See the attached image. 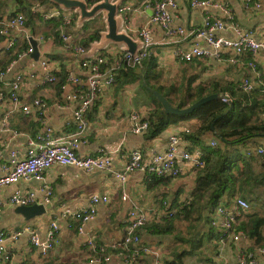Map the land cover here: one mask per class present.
<instances>
[{
	"label": "crops",
	"instance_id": "0c3cea01",
	"mask_svg": "<svg viewBox=\"0 0 264 264\" xmlns=\"http://www.w3.org/2000/svg\"><path fill=\"white\" fill-rule=\"evenodd\" d=\"M220 1H227L231 5L235 13V22L240 27L253 30L258 37L264 36V0H251L250 2L248 0ZM143 2L144 0H123L124 4H131L134 9L122 19L121 29L133 36L139 29L149 24L152 10L142 9L140 6ZM177 2L179 8L175 10L174 20L171 24V28L174 29L182 26L189 31H195L203 25L204 17L208 14L221 18L225 17L224 13L215 7L195 8L191 6V0H177ZM254 2L260 3L261 7L256 8ZM36 5L41 4L35 3L34 6ZM20 6L18 0H0V21H5L12 14L18 13ZM53 7L55 6H43L41 9L47 10ZM98 20L106 30V22L103 16L99 17ZM47 21L49 20H41L40 26H35V31L32 27L27 26L26 30L20 34L18 46L23 45L25 41H28L30 45L31 41L27 40V36L33 35L35 38L33 40L37 41L39 56L36 58L32 54L17 60L5 81L11 80L14 74L20 70L33 71L37 76L29 78L21 87L22 100L30 103L35 97L46 99L51 105L49 120L53 128L57 132L66 129L73 130V113L78 102H69L63 98V95L78 88L87 90L85 74L79 66L81 56L67 50L61 37L59 41L55 39V36L45 34ZM83 23L84 21L81 22L79 18H76L67 25L75 44L81 42L83 33L80 32V26ZM92 25L93 22H89L86 26L91 29ZM151 30L154 40L153 53L158 60L156 69L161 72L159 77L152 79V84L165 86L163 78L166 74L168 75L166 77L168 82L175 81L180 88L183 82L187 80L186 78L193 75V92H196L199 86L208 89L216 88L218 92L214 93L219 95V99L221 94L229 92L232 102H237L238 110H244L247 115H252L253 122H264L263 51L236 56L231 50H223L220 56L194 59L191 62L178 61L173 57L172 50L176 47L188 48L196 42L194 36L191 35L189 38L180 41H170L167 39L168 30L166 28L154 24L151 26ZM221 34L228 38H235L236 36L230 25ZM5 43L6 40L0 39V59L5 55ZM96 43L92 44L89 53L103 50L102 52L108 55L111 63L115 61L117 56L126 51L123 46L114 43L97 49ZM202 45L208 47L204 42ZM232 57H237L238 62L231 63ZM40 58H48L51 67L57 65L58 75L61 74L59 80L66 79L67 74L73 71L82 78V82L69 84L64 90L55 85L57 81L51 84L38 85V79L43 74L39 64ZM250 62L255 63L256 66H250ZM246 78H249L255 86L253 90L248 92L241 89V83ZM146 91L148 90L139 81L125 86L122 90L117 88L115 84L105 89L86 114L89 125L79 152L84 155H96L100 148H108L110 151H114L113 169L121 170L128 153L132 149L140 148L146 157L150 156L163 150L169 137L185 127L191 129L190 134L186 136L187 146L190 150L198 151L203 156L211 146H215L212 144L213 142L218 144V138L212 132L202 135L196 134L200 124L197 119H189L170 125L154 139H148L146 131L141 134L133 133L130 128V114L139 111L142 117L147 119L150 113L157 108L153 98L149 96L150 94L147 95ZM177 102L175 101V103ZM189 105H191V101ZM3 110L0 108V120L4 115ZM22 116L26 118H22ZM10 125L21 133L14 135L4 132L0 128V172L1 165L8 161L10 152L18 150L23 153L27 135H35L39 129V124L32 115H26L20 111L11 118ZM259 147H264V135L256 136L241 145L242 149L250 148L255 151ZM182 167L183 173L172 179H149L142 170H136L129 175L128 181L122 186L110 171H85L74 166H53L46 171L43 181H21L17 184L4 186L0 198V231L8 233L20 231L21 233L17 237L7 240V249L12 258L10 261L0 259V264H86L90 255L87 245L89 238H94L99 245L107 248V252L111 256L109 261L102 260L95 264H128L126 260L128 254L126 252L119 254L111 248V245L125 235L126 220L129 211L134 206L148 213L150 223H162L170 219L166 218L165 215L173 209L178 213L185 212L188 214L185 219L174 221L173 233L163 234L150 228L143 231L144 245L155 251L158 250L165 262L171 259L175 253L191 249L192 244L183 241L184 239L199 240V237H202L200 247L194 248L192 253L184 256L186 264H193L194 261H197L198 264H237L240 250H249L260 244L249 237L238 243L229 237H223L217 223L216 211L214 212V223L213 221H206L205 217L209 213V209L202 207L199 203L193 204L195 201L193 191L200 170L191 168L187 163L182 164ZM44 184L50 185L53 189V204L45 214L26 220L21 213L17 212L18 206L9 202V196L16 189H20L36 192L41 198L43 193L41 188ZM94 194H108L110 201L108 203L100 202L96 206V216L84 225L82 232L78 230V220L73 217H60L63 205L69 213H73L87 207ZM123 194L127 195L126 200L123 199ZM259 194L256 207L254 210L251 209V212L258 216H264V186L260 187ZM209 196H211L210 193L204 200L200 201L205 203ZM55 216L60 217L58 219L61 227L60 240L47 256H43L40 249L31 244L30 230H36L41 238H45ZM209 228H213V231H208ZM187 230L191 232V235L186 233ZM207 232H212L209 238L204 237ZM140 258V264H157L156 257L152 254H142ZM259 260L260 264H264V255L259 254Z\"/></svg>",
	"mask_w": 264,
	"mask_h": 264
},
{
	"label": "built area",
	"instance_id": "2783aa9c",
	"mask_svg": "<svg viewBox=\"0 0 264 264\" xmlns=\"http://www.w3.org/2000/svg\"><path fill=\"white\" fill-rule=\"evenodd\" d=\"M249 2L251 0H248ZM256 8L261 4L253 3ZM191 6L195 8L215 7L224 13V18L206 15L203 25L195 31H189L185 27L171 28L174 20L175 10L179 8L177 0H144L141 4L142 9H151L152 13L147 26L139 29L134 36L142 41L138 54L133 55L124 51L117 56L115 61L110 65L108 55L95 51L89 53L82 44H75L70 32L65 28L61 29V38L66 49L80 55L79 66L85 74L87 90L80 88L71 93L63 95V98L69 102L77 101L78 105L73 113V130H64L57 132L50 123V103L42 98L35 97L30 103L24 102L20 95L22 85L29 79L34 78L37 74L33 71L20 70L14 74L13 78L5 81L6 76L13 68V64L24 57L34 53L35 47L29 45V48L18 52V58L12 62L5 70H0V108H3V117L0 120V128L7 133L18 135L21 132L10 125L11 118L18 111L26 115H32L39 124V129L35 135H27V142L23 153L18 150L10 152L9 159L1 165L0 172V198L4 186L17 184L21 181H43L46 171L53 166H74L85 171L104 170L110 171L122 186L128 181L129 175L136 171L142 170L148 178H177L183 173L182 164L187 163L195 170L202 169L206 165V160L198 151H192L187 146L186 136L190 134V128H183L179 132L172 134L165 148L150 156H145L142 149L134 148L128 155L126 162L121 170L113 169L114 151L108 148H100L96 155H84L79 152L81 144L89 125L86 117L87 112L98 96L107 88L112 87L116 81V69L122 62L127 67H134L141 64L142 61L153 54L154 40L152 37L151 26L158 24L168 30V40L180 41L185 38L194 36L196 42L188 48L176 47L172 50L173 57L178 61L191 62L194 59H205L211 56H220L223 50H231L236 56L244 53L264 52V36L258 37L253 30L240 27L235 22V13L227 1L220 0H191ZM41 5L34 6L33 10L38 11L44 20L62 18L65 25L71 24L78 13L72 10H65L58 7L42 10ZM131 4L122 3L119 8V14L122 19L128 12L133 10ZM0 35L6 37L5 53L7 51H18V39L23 33L26 26V17L23 12H18L5 21H0ZM230 25L235 32V38H228L221 34ZM35 39L33 35H28L27 40ZM73 41V42H72ZM206 43L208 47L202 45ZM231 63L238 62L237 57H232ZM39 64L43 74L38 79V85L55 83L58 78V67L52 66L48 58H40ZM250 66L255 67V63L250 62ZM82 78L73 71L69 72L61 88L64 90L69 84H79ZM254 83L246 78L241 83V89L251 91L254 89ZM220 99L227 104L232 103V97L225 93L220 95ZM59 105L61 103L58 102ZM130 128L135 134H141L147 131L149 123L142 117L139 111L130 114ZM216 145V142L212 143ZM257 152L264 157V147H259ZM42 196L38 197L36 192L22 191L16 189L9 196V202L16 206H29L33 204H42L46 211L53 204L54 194L50 185L44 184L41 188ZM123 199L127 195L123 194ZM110 201L108 194H94L91 202L73 213H69L62 206L60 211L61 218L73 217L78 220V230L82 232L84 225L92 220L97 212L96 206L100 202L108 203ZM250 208V203L243 197H236L231 205H219L217 208L220 232L223 237H229L232 241L238 243L247 236L241 230H237L238 217ZM177 214L175 209L170 210L165 215L166 218L173 217ZM55 216L51 221L46 237L41 238L34 229L30 230L31 244L38 247L43 254L47 256L53 250L60 240L61 227ZM150 221L148 213L134 206L128 214L126 220V232L122 239L112 243L111 248L119 254L126 252L128 264H140L142 254H152L156 257L157 264H167L162 259V254L158 250H153L147 245H142L143 231L146 224ZM20 231L8 233L0 231V259L10 261L11 255L7 249V240L20 235ZM87 245L90 255L86 264H95L97 262L109 261L111 256L107 248L99 245L94 238H89ZM259 254L264 255V244L257 250H240L237 258V264H260Z\"/></svg>",
	"mask_w": 264,
	"mask_h": 264
},
{
	"label": "trees",
	"instance_id": "16d2710c",
	"mask_svg": "<svg viewBox=\"0 0 264 264\" xmlns=\"http://www.w3.org/2000/svg\"><path fill=\"white\" fill-rule=\"evenodd\" d=\"M18 1L21 5L18 11L25 14L26 26L32 27L34 31L36 30L35 26L39 27V22L44 20L38 11L33 10L35 3L41 4L42 7L55 6L61 8L51 0ZM97 1L99 0H87L90 5H93ZM15 14H12L10 17ZM99 17H102V14L92 19L85 20L80 26V32L83 33L80 44H82L87 51L90 50L92 44L100 40L101 32L105 30L98 20ZM89 22H93L91 29L86 26ZM62 28H65L68 32L70 31L68 26L64 24L62 18L51 19L47 21L45 34L47 36L53 35L56 37V40L60 41ZM0 39L5 40L6 37L0 35ZM27 48H29V43L25 41L23 45L18 46V51H7L0 59V70H5L18 58V52ZM102 54L106 55L103 52ZM157 61V57L153 53L151 57L134 67H127L125 63L122 62L120 67L115 70L117 74L115 85L122 90L125 86L139 81L153 98L157 108L150 113L149 118L146 119L149 123V127L146 131V137L148 139H154L159 136L170 125L189 119H197L200 123L197 127L196 134L202 135L212 132L216 135L218 144L211 146L202 156L206 160V165L204 168L198 169L200 172L196 179V187L193 191L195 200L193 204L199 203L202 207H207L210 214L208 213L205 219L208 222L213 221L214 223V212L216 211L217 213V210H215L216 207L218 208L221 204L226 206L231 205L233 199L237 196L245 198L250 203V208L238 217V225L236 228L237 230L243 231L247 237L254 239L255 242L260 244L255 248L261 247L264 244V216L256 215V213L251 212V209H255L256 203L259 200V189L264 186V157L250 148L242 149L241 145L250 139H254L256 136L264 135V122H253L252 115H247L244 110H238L237 102L227 104L219 98L196 108L193 112L188 114L165 113L161 102L152 93L150 90L151 88L163 93L172 104H176L179 107H186L189 105L190 101L192 104L196 100L204 97L205 94L210 95L214 92H218V89H208L199 86L196 92H193L194 88L192 87V82L194 81V76L190 75L186 78L187 80L183 82L182 86L178 88L182 96L179 101L175 103L170 97L169 92H164V85L161 84L160 86H156L152 84V79L161 75L160 70L157 71L156 69L158 64ZM110 66L111 62L107 68ZM64 81L65 78L64 80H59L58 78L55 85L60 89ZM169 91H175V88ZM225 93L230 94L229 92H224L223 94ZM22 118L26 117L22 116ZM208 193H210L211 196H209V199L206 200L205 203H202L201 201L205 199ZM225 196L227 197L225 198ZM179 213L162 223L148 222L144 230L150 228L163 234L173 233L172 229L175 228L174 221L176 219H185L188 216L185 212ZM208 231H213V228H209ZM198 233H200V231H198ZM211 233L212 232H207L204 237L209 238ZM201 238L199 237V240H194V238H190L191 240L184 239L183 241L192 244L191 249L175 253L166 263L186 264L184 262V256L192 253L194 248L200 247ZM142 245H144L143 241ZM255 248L252 247L251 250Z\"/></svg>",
	"mask_w": 264,
	"mask_h": 264
},
{
	"label": "water",
	"instance_id": "95a60500",
	"mask_svg": "<svg viewBox=\"0 0 264 264\" xmlns=\"http://www.w3.org/2000/svg\"><path fill=\"white\" fill-rule=\"evenodd\" d=\"M54 4L65 10H74L78 13L79 21L92 19L102 14L106 22V30L101 32L100 40L95 44L97 49H102L109 43L123 46L124 49L133 55H137L142 46L141 39L135 38L132 34L121 29L122 16L119 14L120 5L123 0H99L90 5L87 0H51ZM152 13V12H151ZM32 46L35 47L33 56L38 58L37 41L31 39ZM156 98L161 102L163 111L169 114H188L196 108L206 103L218 99L219 95L213 93L198 99L187 107L173 105L169 99L160 91L150 89ZM17 212L21 213L26 220L46 213V208L42 204H33L29 206H18Z\"/></svg>",
	"mask_w": 264,
	"mask_h": 264
},
{
	"label": "rangeland",
	"instance_id": "374dc122",
	"mask_svg": "<svg viewBox=\"0 0 264 264\" xmlns=\"http://www.w3.org/2000/svg\"><path fill=\"white\" fill-rule=\"evenodd\" d=\"M168 75L165 74L164 76V84H165V87H164V91L165 92H169L170 94V97L174 100V101H179L180 97L182 96V93L180 91H178L179 87L177 86L176 82L175 81H170L168 82L167 80V77ZM176 84V85H175ZM175 88V91H169V90H173ZM147 95H149L148 91H146ZM150 96V95H149ZM256 207V206H255ZM217 210V208H215ZM188 231V232H187ZM186 233H189V235H191V232L189 230H187ZM194 233V232H192ZM193 264H198L197 261H194Z\"/></svg>",
	"mask_w": 264,
	"mask_h": 264
}]
</instances>
